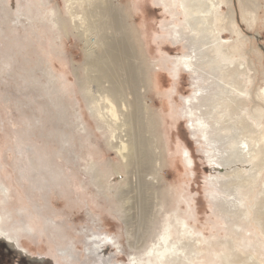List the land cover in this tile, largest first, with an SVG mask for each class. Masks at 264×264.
Listing matches in <instances>:
<instances>
[{
    "label": "rangeland",
    "instance_id": "obj_1",
    "mask_svg": "<svg viewBox=\"0 0 264 264\" xmlns=\"http://www.w3.org/2000/svg\"><path fill=\"white\" fill-rule=\"evenodd\" d=\"M103 1L0 0V216L5 231L0 235V264H126L129 255H141L153 244L176 215L213 237L212 243L228 242V231L239 225V259L250 249L264 261V246L258 254L255 240L243 233L240 212L218 210L212 203L227 197L233 184L228 181L218 191L209 181L218 171L239 174L242 166L231 157L232 145L241 140L251 145L264 125V0H227L218 13L229 29L222 35L231 39V59L247 68L241 77L247 78L248 96L235 113L221 106L213 109L208 115L209 141L195 139L186 126L182 98L191 91V79L183 71L172 79L170 56L184 49L172 47L163 31L169 14L154 0L104 1L112 4V13L125 15L122 20L132 27L140 53L136 58L130 53L123 63L133 60L134 66H141V102L147 108L141 127L144 138L153 139L157 159L143 189L136 171L110 149L109 130L92 117L95 108L106 110L105 96L113 98L110 82L94 62L102 42L119 33L111 15L102 14ZM214 86L207 91L216 92ZM124 94L111 101L118 118L125 111L119 102L131 96ZM204 108L209 111L208 105ZM241 116L246 117L248 133L242 130ZM118 128L124 127L114 129L116 137ZM186 150L190 162L181 156ZM207 150L225 158L227 166L213 170ZM259 179L253 186L246 181L238 186L244 189L251 231L264 242L251 218L264 173ZM205 248V260L211 261L212 247ZM100 249L109 256L106 263L94 256ZM237 256L232 258L236 261Z\"/></svg>",
    "mask_w": 264,
    "mask_h": 264
},
{
    "label": "bare ground",
    "instance_id": "obj_2",
    "mask_svg": "<svg viewBox=\"0 0 264 264\" xmlns=\"http://www.w3.org/2000/svg\"><path fill=\"white\" fill-rule=\"evenodd\" d=\"M104 1L109 2L110 0ZM104 1L102 3L103 5ZM154 1L157 6L163 7V9L170 16L167 25L163 27V31L166 33V37L169 40L171 46L177 47L181 45L184 49L182 54L170 57L173 58L171 71L173 72L174 76L172 79L176 80L181 71L188 73L191 79V91L188 95L182 98V101L187 108L184 114L187 122V129H189L195 139L203 141L201 139L203 137L206 141H209L211 136V125L209 122L211 118L208 115L212 113L213 109L221 106L222 108H225V112L232 113L235 111V109H240V107H243L248 96V92L246 91L245 87L247 84V78L241 77L242 74L246 76L247 68L244 66L241 67L242 63H236L235 65L234 61L231 59V39H229L230 37L228 38L222 35L229 29L225 27L223 23H221L223 22L222 19L219 21L217 18L218 13L223 9V7L227 6L229 1ZM110 4L108 3V5H104L105 7L103 6L104 9L102 10L103 13H101L104 14V17L106 14L107 16L108 14L109 16L111 15V17H109L111 19L110 22L113 23V27L115 26L119 33L117 37L115 36L111 40L102 42V44L104 43L103 46L101 47L100 51L94 55L95 59H93L94 62L98 64L100 69V71L97 72H101V76L106 78L111 84L108 91H110L112 94L108 92L109 96L111 95L113 98L115 96L116 98L118 94L122 95L123 93L126 94V92H128L131 94V98L127 96L129 99L127 98V100H122L123 102H119L121 103L120 105L122 108L126 111L125 113V111L121 109L124 111V114L122 112L121 113L125 115H121L122 117H119H124L122 120H120L121 122H118V114L114 107L115 101L113 98L112 101L106 96V110L102 112V110L95 108L92 111V117L97 123L104 124L109 130L110 149L119 155L122 161H127L126 165L131 166V168L136 171L141 182L139 184L141 186L140 188L143 189L142 187H147L148 185L144 177L147 175L154 161H157V159L154 160L155 149L152 145L153 139H149L150 135L148 138L146 137L148 140L144 138L143 130L145 129H142L141 127V119L145 113H147L146 106L145 109L141 102L140 93L143 86L142 82H144L141 77L143 76V73L141 71L139 72L141 66H134L133 60L129 65L128 63H123V59L125 60L127 55L130 56V53H132V56H135L134 58L138 57L137 55H140V53L138 48L135 46L133 37H131V33L133 32L131 29L132 27L129 28L128 23L125 20H122L126 18L124 17L125 15L123 16V13H120L119 10L118 11L120 14L116 10V13H112L113 9H111V7L113 6L111 4L110 7ZM202 73H206V77L203 78L201 76ZM209 74L212 75L215 80L211 79ZM209 79L211 81H209ZM213 84H215L214 87L216 92L207 91V89H209ZM219 85L220 88H217ZM230 90L234 92V95H229ZM226 93H228L227 96ZM126 104L129 105L128 107L130 108H128ZM205 105L209 106V111H205ZM118 110L120 109L118 108ZM240 119L242 121V130L244 133H248L249 128L247 126L246 117L241 116ZM116 122L119 123L118 126L121 128L124 127L122 130L119 128V130L117 129L120 132V135L118 134L117 137L113 135L115 132L114 129L118 127L115 125ZM113 125L117 127L114 126L113 128ZM263 127L264 125L257 129L258 137L250 142L251 145H249L246 140H241L237 144L232 145L234 152L232 153V156L231 154L230 156L232 158H237L242 166L241 169L236 171L239 173L238 175L226 174L222 173L221 171L215 172L216 175H209L211 186L218 191H221L222 185L226 184L228 181L233 184L234 189L232 192L227 194V197H220L218 195L220 198L212 199V203L215 209L217 208L218 210L227 207L230 212H240L242 215L240 222L244 225L243 230L245 229L243 233L249 234L247 235L248 239L252 238L255 240L254 248L256 249V247H258L256 250L258 254H260V247L264 246V242L258 238V235H255V233L251 231L252 229L248 223V211L245 209V202L242 197L244 194V189L239 188L238 185H242L240 182L246 181L248 185L253 186L257 184L260 180L259 178L263 176ZM214 130L216 131V128ZM122 131L124 133H122ZM151 131L153 132L152 128ZM126 148L128 149V152L126 151V160H123L124 156H122V152ZM181 156L183 157V160L190 162L191 157L187 150L186 154L182 153ZM206 159L208 164L213 167V170H218L220 167L225 168L227 166L224 164L226 163L225 161H227L225 158L217 155L216 153H210L208 150L206 151ZM123 166L125 167L124 164ZM252 169L256 173H250L252 172ZM212 196H215V194ZM218 196L216 195V197ZM251 210L253 212V215H251L253 217L251 218H253V221L260 230V234L264 238V183L262 184V189L257 194V199L254 205L251 206ZM2 219L3 217L0 216V235L4 236L5 231L1 228ZM246 225L248 226L246 227ZM232 226L233 228H230L227 233L228 236L226 235L227 240H225V242H228L223 243L220 241V243H217L218 240H215V242L212 243L213 240L211 238L213 237L206 236L202 232L190 227L188 221L183 216L176 215L174 218V223L172 225L165 224L164 228L162 229V233L159 234V237H157L153 244L149 245L141 255H129L127 257L126 264H264V261L260 259L259 255H255L250 249H247V251L244 252L245 255L242 253L244 257L239 259L240 257L237 255H239V252H242L237 246L239 240L236 239V231L239 229V225L233 224ZM234 226L236 227L235 229ZM228 237L230 240H228ZM7 241L10 246L15 244L11 238L7 239ZM99 245H97L95 248H101ZM217 246L222 247V250L219 251L213 248ZM205 247H212L213 251L208 253L211 255V261L205 260L203 255L205 249H207ZM19 250L25 252L23 247H20ZM104 252H95L96 254H94V256H96V258L101 260L103 263H106L109 256H107ZM261 253L263 254L264 252L261 251ZM233 256H237L238 260L235 261L232 258Z\"/></svg>",
    "mask_w": 264,
    "mask_h": 264
}]
</instances>
